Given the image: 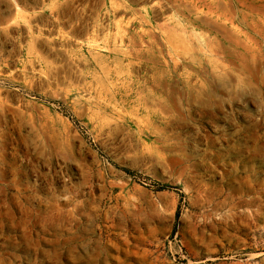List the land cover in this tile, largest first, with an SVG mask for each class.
Masks as SVG:
<instances>
[{
    "label": "rangeland",
    "instance_id": "rangeland-1",
    "mask_svg": "<svg viewBox=\"0 0 264 264\" xmlns=\"http://www.w3.org/2000/svg\"><path fill=\"white\" fill-rule=\"evenodd\" d=\"M0 264H264V0H0Z\"/></svg>",
    "mask_w": 264,
    "mask_h": 264
}]
</instances>
